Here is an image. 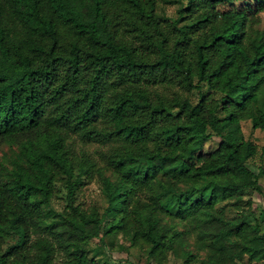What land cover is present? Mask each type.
<instances>
[{"label": "trees", "instance_id": "obj_1", "mask_svg": "<svg viewBox=\"0 0 264 264\" xmlns=\"http://www.w3.org/2000/svg\"><path fill=\"white\" fill-rule=\"evenodd\" d=\"M162 2L178 3L174 17ZM261 11L264 0H0V140L66 189L55 211L47 183L0 162V264H107L88 256L101 232L156 264L169 251L195 264L183 249L192 231L208 247L197 264L234 260L233 244L262 259L264 231L215 206L247 189L264 200V171L248 163L257 146L240 126L264 130ZM94 174L101 213L73 203Z\"/></svg>", "mask_w": 264, "mask_h": 264}, {"label": "rangeland", "instance_id": "obj_2", "mask_svg": "<svg viewBox=\"0 0 264 264\" xmlns=\"http://www.w3.org/2000/svg\"><path fill=\"white\" fill-rule=\"evenodd\" d=\"M177 5V2H162L159 12L168 17H174L176 15ZM253 33H255L256 39L264 37V11L260 12V21L254 28ZM196 98V90H193L192 99L196 100ZM240 126L244 138L250 139L257 146L256 153L248 159V163L254 169L261 167L264 171V130L253 128L249 119L241 120ZM216 145L217 140L215 138L208 139L203 144V151H210ZM97 147L100 146L92 142L86 144H82L81 142L75 143V151L77 152L79 148L92 152V150ZM93 156L96 162L99 163L97 157L94 154ZM10 161H13L18 166L24 180L32 181L37 185L47 183L50 186L49 208L55 211H60L64 208L66 203V189L64 183L61 180L52 178L50 170H40L35 166L29 165L16 153L15 145H9L0 140V162L3 166H9ZM105 174H109V172L105 170ZM259 184L264 194V172L259 176ZM247 200H250V204ZM73 203L79 204L86 210L94 207L99 213L104 211L107 202L101 190V182L97 174H94L91 178L83 177L81 184H78L74 192ZM215 206L221 210L225 218L244 217L254 228L258 226L259 232L264 231V222L260 220L264 207L262 195L247 189L241 193L238 199L221 201ZM113 222L114 221L111 223L110 221L111 224H113ZM174 224L175 227L180 230L188 227L185 221H177L174 222ZM185 236L186 243L183 249L189 250L194 254V263L197 264L201 259L207 256L208 247L198 246L196 235L193 231L189 234H185ZM233 240L238 242V238L236 237H233ZM12 241L13 239L11 237H6L4 243L1 245V250ZM87 246L89 249L88 256L94 258L97 262H105L107 264H156L152 258L146 256V252L143 249L131 245L129 237L122 235L120 232H101L98 236L90 238ZM231 248L238 256L234 258V260H225L221 264H264V257L260 260H250L248 255L242 253L240 247L237 245L233 244ZM62 258L60 253L58 259L61 260ZM184 258L185 255L180 252L169 251L161 264H188L184 261Z\"/></svg>", "mask_w": 264, "mask_h": 264}]
</instances>
